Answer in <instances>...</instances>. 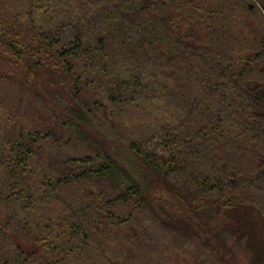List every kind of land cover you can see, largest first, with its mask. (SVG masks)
<instances>
[{
  "label": "trees",
  "instance_id": "16d2710c",
  "mask_svg": "<svg viewBox=\"0 0 264 264\" xmlns=\"http://www.w3.org/2000/svg\"><path fill=\"white\" fill-rule=\"evenodd\" d=\"M74 1L83 3V15L70 20L65 13L56 34L45 36L54 40L45 48L46 40L36 35L18 49L5 40L0 46L25 64L58 45L55 54L78 60L88 86L101 88L112 105L164 101L176 119L130 144L145 166L142 180L108 149L52 154L39 165L48 186L44 199L56 198L68 214L62 219L68 237L55 243L53 252L61 253L55 264L74 257L82 264H235L226 256L237 259L239 250L250 264L257 247L248 243L249 227L264 226V0ZM251 15H259V37L247 41ZM71 64L64 69L83 81ZM49 130L26 134L16 128L7 188L19 171L33 169L32 143L61 142ZM152 172L175 191L170 193L185 214L157 204L146 177ZM5 193L0 207L8 214L13 193ZM1 213L0 264H35L39 252L10 243L9 215ZM203 215L206 228L194 223ZM180 217L191 229L180 225ZM251 264H264V257Z\"/></svg>",
  "mask_w": 264,
  "mask_h": 264
},
{
  "label": "rangeland",
  "instance_id": "374dc122",
  "mask_svg": "<svg viewBox=\"0 0 264 264\" xmlns=\"http://www.w3.org/2000/svg\"><path fill=\"white\" fill-rule=\"evenodd\" d=\"M82 4H77L74 0H0V40L15 42L17 49L18 45L24 44L34 35L44 41L45 36L49 37L50 32L59 26L65 13V18L70 20L82 16ZM240 16L241 12L238 17ZM258 17L259 15H251L245 19L251 27L244 31V39L247 41H251L254 34L259 37ZM251 31L252 34H249ZM52 39L43 43L44 48L50 41L54 42ZM60 49L58 45L52 46L35 58L30 56V60L23 64L24 61L17 62L7 48L0 46V192H6V195L13 193L9 197V213L7 214L5 206H1V216L9 215L10 243L18 240L39 252V255L33 257L36 259L35 264H55L56 259H53L61 256L60 252H53L55 243L59 244L68 237L65 234L68 225H64L62 221L68 214L56 198L44 199L43 192H47L48 186L42 185V181L46 179L40 175L42 172L39 165L47 163L52 154L79 156L93 153L96 148L108 149L118 153L126 169L142 180L139 172L145 166L130 152V144L137 142L158 124L172 123L176 119V112L164 101L151 104L140 102L124 105L125 107L112 105L108 98H104L101 88L92 84L88 86V76L78 60L73 62L72 58H60L55 54ZM260 61L263 62L260 65L262 68L264 55H261ZM69 62L72 63L69 67L77 69L76 73L83 76V81H76L64 69ZM120 73L113 77L118 78ZM18 127L26 134L50 129L51 134L62 140L52 142L41 139L36 140L35 145L32 143L38 155L33 158V169L27 174L19 171L9 189V174L12 173L11 168H8V162L12 159L9 145L12 144ZM146 177L149 192H153V198L159 201L158 205L172 214H185L174 194L170 193L175 191L169 189L163 177L153 172L146 173ZM241 215L249 220L246 210ZM178 221L181 226L190 228L183 218ZM198 222L205 225V228L208 223L205 215L194 219L195 224H199ZM213 224L211 225L215 227ZM249 229L254 230L250 232L251 239L248 243L255 244L258 249H254V252L252 250L251 264L259 256L264 257V226L257 222V225ZM227 250L229 249H225ZM237 253V259L234 254L226 257L233 259L235 264H249L243 251L239 250ZM68 264H82V261L74 257Z\"/></svg>",
  "mask_w": 264,
  "mask_h": 264
}]
</instances>
